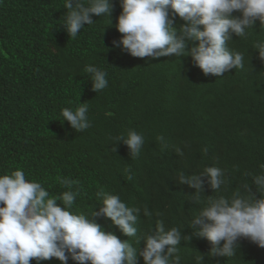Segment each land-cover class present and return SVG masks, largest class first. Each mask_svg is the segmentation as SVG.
Listing matches in <instances>:
<instances>
[{"label":"trees","instance_id":"trees-1","mask_svg":"<svg viewBox=\"0 0 264 264\" xmlns=\"http://www.w3.org/2000/svg\"><path fill=\"white\" fill-rule=\"evenodd\" d=\"M82 2L87 6L90 0ZM110 2L111 17L93 16L71 39L62 24L65 0H0V176L23 170L26 180L57 198L68 190L59 177L78 180L73 190L82 191L66 209L73 214L91 217L103 206L97 193H111L140 204L143 234L155 233L159 219L166 230L191 235V221L207 196L230 198L245 183L255 190L253 176L264 175V61L254 48L264 43V25L256 20L245 37L233 34L228 42L231 51L243 54L242 69L205 76L191 56L136 58L115 46L123 38L116 28L122 0ZM175 21L176 27L185 23L178 15ZM198 43L189 42V49ZM89 65L107 73V87L96 93L93 74L85 71ZM85 102L91 127L77 132L62 109L75 111ZM129 130L144 137L135 159L122 140L113 139H127ZM211 166L224 171L227 183L218 192L204 186L197 204L191 198L195 190L178 184V175ZM144 206L150 217L143 215ZM96 222L104 231L113 225L106 217ZM133 243L141 251L145 247L143 240ZM237 243L233 257H210L205 238L182 240L178 247L194 264L204 249L199 264H264V248L243 237ZM137 260L144 264L142 256ZM39 264H56V258ZM68 264L77 262L69 258Z\"/></svg>","mask_w":264,"mask_h":264},{"label":"clouds","instance_id":"clouds-1","mask_svg":"<svg viewBox=\"0 0 264 264\" xmlns=\"http://www.w3.org/2000/svg\"><path fill=\"white\" fill-rule=\"evenodd\" d=\"M64 7L68 11L62 24L71 39L85 24L94 22L93 16L111 17L114 11L110 0H90L87 6L82 0H65ZM121 7L116 28L123 38L119 43L114 41L115 46L122 45L136 58L191 56L205 76L219 77L231 69H242L243 54L231 51L227 44L233 34L245 37L247 29H254L256 20L264 25V0H122ZM234 12L241 15L234 16ZM176 15L185 22L179 27L175 26ZM191 41L199 43L189 49ZM254 48L264 61V43H255ZM85 71L93 74L92 91L107 87L105 71L91 65ZM87 111L85 102L75 111L62 109V116L80 132L91 127ZM113 139L127 145L132 159L139 156L144 144L143 135L135 130H129L127 139ZM176 152L183 156L179 148ZM58 180L68 189L59 198L50 197L39 182L26 180L23 170L0 176V264H30L33 259L39 264L52 258H56V264H68L69 258L77 264H138V255L144 264H194L190 254H179L178 247L182 240L191 243L193 237L210 242V257L235 256L237 241L242 237L264 248V175L253 176L255 190L245 183L243 191L237 189L230 198L207 196L206 206L192 219V233L187 236H182L176 227L166 230L164 221L159 219L155 233L143 234L137 223L140 204L124 203L119 195L111 193H97L103 197V206L91 217L73 214L66 209H71L80 195L81 188L73 190L80 181L63 177ZM226 183L224 171L215 166L206 167L199 174L178 175V184L195 190L191 198L197 204L201 203L204 186L218 192ZM58 199L62 207L58 206ZM143 215H152L147 206L143 207ZM99 217L113 222L106 230L111 233L96 222ZM141 240L145 245L142 251L133 243ZM203 254L196 257L198 264L204 259Z\"/></svg>","mask_w":264,"mask_h":264}]
</instances>
